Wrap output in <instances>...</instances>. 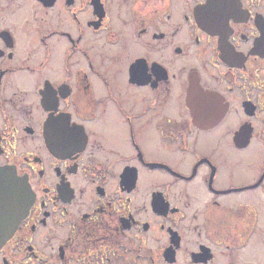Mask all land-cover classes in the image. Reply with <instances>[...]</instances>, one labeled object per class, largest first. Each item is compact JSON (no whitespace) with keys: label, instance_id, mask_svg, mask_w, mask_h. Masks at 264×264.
I'll list each match as a JSON object with an SVG mask.
<instances>
[{"label":"flooded vegetation","instance_id":"af4514ba","mask_svg":"<svg viewBox=\"0 0 264 264\" xmlns=\"http://www.w3.org/2000/svg\"><path fill=\"white\" fill-rule=\"evenodd\" d=\"M0 264H264V0H0Z\"/></svg>","mask_w":264,"mask_h":264},{"label":"water","instance_id":"95a60500","mask_svg":"<svg viewBox=\"0 0 264 264\" xmlns=\"http://www.w3.org/2000/svg\"><path fill=\"white\" fill-rule=\"evenodd\" d=\"M30 200L25 181L15 172L0 169V247L27 214Z\"/></svg>","mask_w":264,"mask_h":264}]
</instances>
